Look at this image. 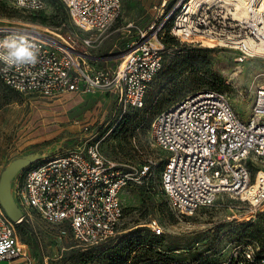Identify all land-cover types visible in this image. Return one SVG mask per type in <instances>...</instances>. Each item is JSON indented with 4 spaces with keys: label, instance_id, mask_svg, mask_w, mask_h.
Segmentation results:
<instances>
[{
    "label": "built area",
    "instance_id": "built-area-1",
    "mask_svg": "<svg viewBox=\"0 0 264 264\" xmlns=\"http://www.w3.org/2000/svg\"><path fill=\"white\" fill-rule=\"evenodd\" d=\"M18 8L41 11L45 0H4ZM69 21L92 36L80 39L91 50L123 11V0H59ZM192 0H177L137 31L127 43L114 70L92 68L87 51L80 52L76 36L65 39L25 25H0V39L25 38L35 47L37 61L8 67L0 62V80L15 91L49 99L68 94L95 98L109 93L122 108H143L149 89L164 67L166 34L181 43L215 41V47L238 51L244 58L260 57L264 46V0H247L242 16L223 2L204 3L192 10ZM166 12V13H165ZM96 33V37L95 36ZM7 69V70H5ZM151 140L167 154L161 190L171 209L192 216L216 205L220 197L240 199L252 213L264 208V87L258 91L249 118H242L228 95L216 89L192 93L164 108L150 128ZM157 160L147 158L126 171L108 159L100 143L77 146L54 155L25 175L15 191L21 209L36 214L58 233L51 243L55 256L43 264L60 262L66 252L103 246L120 234L124 216L121 195L128 182L154 176ZM0 207V264L25 259L17 226ZM153 234L161 233L156 221ZM34 253V252H33ZM35 257V256H34ZM36 259V258H35ZM37 261V260H36ZM223 264H264V248L249 250Z\"/></svg>",
    "mask_w": 264,
    "mask_h": 264
},
{
    "label": "rangeland",
    "instance_id": "rangeland-1",
    "mask_svg": "<svg viewBox=\"0 0 264 264\" xmlns=\"http://www.w3.org/2000/svg\"><path fill=\"white\" fill-rule=\"evenodd\" d=\"M166 1L167 12L177 0ZM45 2L43 10L31 11L0 0V25H25L65 39L74 35L77 49L90 55L92 68L114 70L127 43L160 14L163 0H123L122 14L97 37L91 50L79 41L92 33L71 24L58 0ZM164 40L168 46L164 67L143 108L124 109L109 93L101 92L95 98L29 96L0 80V207L12 221L20 215L29 220L21 224L26 243L20 240V246L31 264H43L44 256L56 255L51 243L58 231L21 209L15 199L17 187L44 159L92 143H100L102 153L126 171L153 157L157 160L155 174L142 180L134 176L123 189L124 216L117 238L95 249L66 252L60 262L51 264H223L240 259L249 250L258 254L264 248V211L252 213L240 199L222 196L215 206L192 216L173 211L161 190L167 154L150 134L153 120L164 108L210 89L228 95L235 111L247 120L264 87V58H244L235 50L181 43L169 34ZM154 221L161 229L159 235L149 227ZM257 228L259 236L253 233ZM27 243L37 251L36 257ZM3 264L29 262L18 259Z\"/></svg>",
    "mask_w": 264,
    "mask_h": 264
},
{
    "label": "clouds",
    "instance_id": "clouds-1",
    "mask_svg": "<svg viewBox=\"0 0 264 264\" xmlns=\"http://www.w3.org/2000/svg\"><path fill=\"white\" fill-rule=\"evenodd\" d=\"M34 47L23 37L19 39L4 37L0 39V62H3L8 67L35 63L37 61V53L33 51Z\"/></svg>",
    "mask_w": 264,
    "mask_h": 264
},
{
    "label": "bare ground",
    "instance_id": "bare-ground-1",
    "mask_svg": "<svg viewBox=\"0 0 264 264\" xmlns=\"http://www.w3.org/2000/svg\"><path fill=\"white\" fill-rule=\"evenodd\" d=\"M246 1L247 0H192L190 6L192 10L197 11L200 8V6L204 3L211 4V3H216V2H223L225 3V5H228L229 7H235L242 16H246L248 13L246 6L244 4ZM204 42H205L206 47H211V48L215 47L214 46L215 41L213 40L208 39V40H204ZM258 51L260 53L259 54L260 57L264 58V46L259 47ZM260 57H257V58H260ZM263 211H264V208H263Z\"/></svg>",
    "mask_w": 264,
    "mask_h": 264
},
{
    "label": "trees",
    "instance_id": "trees-1",
    "mask_svg": "<svg viewBox=\"0 0 264 264\" xmlns=\"http://www.w3.org/2000/svg\"><path fill=\"white\" fill-rule=\"evenodd\" d=\"M58 3H59V5H60V7H61V9L65 12V13H67L66 12V10H65V8L63 7V5L60 3V1L58 0ZM68 16V15H67ZM186 97V96H185ZM184 98V97H183ZM182 99V98H181ZM180 100V99H179ZM178 101V100H177ZM176 102V101H175ZM21 224H23V223H21ZM21 224L20 225H18L17 226V231H18V234H19V237H20V240L21 241H23L24 243H26V239H25V232L23 231V229L21 228ZM260 229L259 228H257V230L256 231H254L253 233H254V235H256V236H259L260 235ZM28 244V243H27ZM28 245H30V244H28ZM31 246V245H30ZM32 247V246H31ZM32 249H33V252H34V256L36 257V254H37V251L35 250V248L34 247H32Z\"/></svg>",
    "mask_w": 264,
    "mask_h": 264
},
{
    "label": "water",
    "instance_id": "water-1",
    "mask_svg": "<svg viewBox=\"0 0 264 264\" xmlns=\"http://www.w3.org/2000/svg\"><path fill=\"white\" fill-rule=\"evenodd\" d=\"M22 217H23V216L20 215V216L16 217V218L14 219V221L17 222V221L20 220Z\"/></svg>",
    "mask_w": 264,
    "mask_h": 264
}]
</instances>
